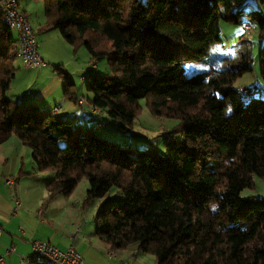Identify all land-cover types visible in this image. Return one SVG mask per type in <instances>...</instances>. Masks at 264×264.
<instances>
[{"label":"trees","instance_id":"1","mask_svg":"<svg viewBox=\"0 0 264 264\" xmlns=\"http://www.w3.org/2000/svg\"><path fill=\"white\" fill-rule=\"evenodd\" d=\"M243 1L42 0L46 29L84 45L93 59L107 58L108 73L87 74L94 108L131 126L145 99L153 115L179 121L183 138L166 132L165 155L12 102L18 41L0 12V144L15 135L36 171L55 172L44 204L85 179L83 203L101 201L95 234L113 251L136 246L155 264H264V199L241 196L255 176L264 180V99L246 100L248 91L233 87L251 71L249 52L228 68L182 71L220 41L221 19L239 22ZM248 16L264 38L263 13ZM260 70L264 84V43ZM58 75L76 101L75 82ZM113 188L121 201L109 196Z\"/></svg>","mask_w":264,"mask_h":264},{"label":"crops","instance_id":"2","mask_svg":"<svg viewBox=\"0 0 264 264\" xmlns=\"http://www.w3.org/2000/svg\"><path fill=\"white\" fill-rule=\"evenodd\" d=\"M17 2L33 28L34 21L40 26L45 25V7L42 0H17ZM31 16L35 17V20H32ZM42 56L47 60H50L47 57L52 59L47 54ZM15 77L17 74L13 79ZM60 83L56 73L44 60V64L33 77L31 99L26 103H34L42 111L49 110L48 107H52L55 102L54 96L58 95L61 89ZM73 91L76 101H67L63 90L62 94L65 98L61 106L56 105L50 112L72 124L79 121L81 127L85 122L87 123L86 117H88V126L93 125L91 129L99 134L103 132L112 120L104 112L94 108L81 89L76 91L73 88ZM80 98H83L82 104L78 102ZM20 103L25 102L20 101ZM29 149L15 135L0 144V225L2 227L0 255H3V264H30L20 262L17 254L31 253L33 240L47 241L61 250L73 245L81 254L83 264H123V262L155 264L153 255L141 252L136 246L113 251L108 244L96 236L95 215L99 207L95 203L91 205L83 203L87 181L85 184L79 182L70 195H58L44 204L46 185L56 178V174L53 171H36ZM8 177L14 180L13 187L6 183L5 179ZM15 196L21 200L17 210H15ZM9 246H13L15 252L6 254V247Z\"/></svg>","mask_w":264,"mask_h":264},{"label":"rangeland","instance_id":"3","mask_svg":"<svg viewBox=\"0 0 264 264\" xmlns=\"http://www.w3.org/2000/svg\"><path fill=\"white\" fill-rule=\"evenodd\" d=\"M238 9L241 10L238 14L239 22L235 23L221 19L220 41L210 46L208 54L202 60L196 62L184 61L182 64V71L185 74H192L202 70L228 68V66L234 63L241 64L244 60L243 55L249 52L251 57V71L238 77L233 87L247 90L249 95L245 97L246 100L254 97L264 99V84L260 75V53L264 38L259 36L258 29L253 23L251 24V19L248 16L252 11H260L264 15V5L259 4L255 0H244L238 5ZM31 19L35 20V17L31 16ZM247 23L252 25L253 28L251 31H247ZM33 24L39 50L42 55L47 54L56 61L53 62L51 58L47 57L50 59L47 60L44 57L47 66L53 69V72L56 73L61 81V89L58 95L54 96L55 102L52 107H48L49 110L47 111L52 110L56 105L61 106L63 98H65L62 94V87L64 84L58 75L60 69L69 75L71 81L75 82V86L72 85L71 90H73V88L76 91L81 89L86 99L87 96L90 97L91 93L87 86V74L90 72L108 73L110 69L107 58L93 59L84 45L73 46L63 39L58 30L46 29L44 24L40 26L39 23H35V21ZM13 34L17 37L15 30H13ZM14 64L17 68L15 73L17 77L12 80L11 89L7 95L18 104L20 101L26 103L31 99L30 93L33 88V77H35V73L39 68L24 67L20 57L15 59ZM26 74L29 76V80ZM82 75L86 76L84 81L80 79ZM67 101L70 100L67 98ZM140 104L141 110L131 126L125 125L122 122L112 121L107 124L100 135L112 142L119 143L121 146H131L142 150L148 149L151 153L165 155L166 138L164 135L166 132H169L171 136L176 135L177 139L183 138L181 131L175 133V127L179 121L174 118L153 115L145 99H141ZM63 110H65V107H63ZM86 121L87 123L89 122L88 117H86ZM87 123L85 122L82 126L84 130L93 127V125L88 126ZM73 124L81 126L79 121ZM85 182L86 180L83 179L80 181V184H85ZM116 191L117 189L113 188L109 196L117 201H121L122 198ZM241 196L244 198L264 199V180L255 176L253 178V185L243 189L241 191ZM95 204L100 207L101 201ZM30 264L43 263L33 262Z\"/></svg>","mask_w":264,"mask_h":264},{"label":"built area","instance_id":"4","mask_svg":"<svg viewBox=\"0 0 264 264\" xmlns=\"http://www.w3.org/2000/svg\"><path fill=\"white\" fill-rule=\"evenodd\" d=\"M0 12L3 15V21L11 29L17 33L18 49L17 54L22 64L26 68H39L44 64V58L39 50L36 32L28 20L25 13L19 8L17 0H0ZM250 28V26H247ZM81 81L86 76L80 77ZM83 103V98L78 100ZM6 183L13 187L14 180L11 177L5 179ZM15 210L21 205V200L15 196ZM2 227L0 225V235ZM15 252L13 246L6 247V254ZM20 262L27 263H43V264H83V258L73 245L68 246L65 250H61L53 244L42 241L33 240L32 252L29 254H18ZM3 255H0V264H3ZM128 264V263H127Z\"/></svg>","mask_w":264,"mask_h":264}]
</instances>
